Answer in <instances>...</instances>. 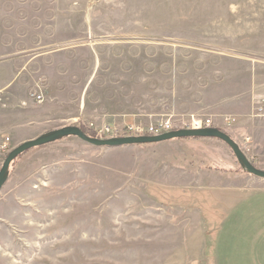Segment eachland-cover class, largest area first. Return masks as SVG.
Returning a JSON list of instances; mask_svg holds the SVG:
<instances>
[{
  "label": "rangeland",
  "instance_id": "1",
  "mask_svg": "<svg viewBox=\"0 0 264 264\" xmlns=\"http://www.w3.org/2000/svg\"><path fill=\"white\" fill-rule=\"evenodd\" d=\"M262 97L264 0H0V168L22 142L65 126L164 133L199 120L254 165L245 135L220 123L255 114ZM68 138L10 165L0 264H264L252 217L238 230L235 202L214 199L212 170L241 172L220 141L171 140L186 154L176 161L161 143Z\"/></svg>",
  "mask_w": 264,
  "mask_h": 264
},
{
  "label": "crops",
  "instance_id": "2",
  "mask_svg": "<svg viewBox=\"0 0 264 264\" xmlns=\"http://www.w3.org/2000/svg\"><path fill=\"white\" fill-rule=\"evenodd\" d=\"M253 100L255 102L254 98ZM261 100L262 101L259 103L253 102V107H255L254 110L256 112L255 114L235 115L231 118H227V120L222 121L220 124L221 126H229L226 121L231 122L233 131H235L238 135L240 133L245 135L247 141L246 144L248 146L247 151L250 154L251 160L256 167L264 169V97H262ZM258 108H261L262 111L259 112ZM213 126L215 125L213 124ZM164 143L165 145L161 143L159 146L168 149H175L174 151H177L169 157L171 160L178 161L180 157H186L185 151L181 150L182 144L178 141ZM51 144H55L54 146L56 147L54 148H62L64 146L75 144V142L70 138H65ZM176 148H180V151ZM228 168L229 169H223V167H221L218 168V170H212L214 174H216L215 177L220 184L218 188H216L214 199L215 201L220 202L221 206L223 201L227 198H229L231 202H235L232 216L234 217L238 215L240 217L237 225L238 230L243 217H252L253 224L249 226L248 231L252 229H256V231L255 238L252 239L251 246L264 251V180L249 176L242 171L240 172L233 165ZM170 169H172L174 176L180 177L181 175L184 177L183 181L187 180H185V177H189L190 173L188 169H181L177 166H172ZM173 169H176L177 171ZM228 180H232L231 186H223V183H227ZM233 182L236 184H233ZM186 187L187 186H183V188ZM196 192H198V197L201 199L203 189L198 187ZM188 194L183 195L182 199H187Z\"/></svg>",
  "mask_w": 264,
  "mask_h": 264
},
{
  "label": "water",
  "instance_id": "3",
  "mask_svg": "<svg viewBox=\"0 0 264 264\" xmlns=\"http://www.w3.org/2000/svg\"><path fill=\"white\" fill-rule=\"evenodd\" d=\"M68 137L77 138L80 141L95 147L105 148L158 144L179 139H214L223 143L230 150L236 163L243 173L254 178L264 180V169L256 168L244 155L238 144L229 135L217 129L216 127L171 130L153 136L113 137L108 139H100L87 136L77 126H65L42 134L34 139L22 142L20 145L13 148L9 153H7L0 168V190L8 179L10 165L19 156L34 148L45 146Z\"/></svg>",
  "mask_w": 264,
  "mask_h": 264
},
{
  "label": "built area",
  "instance_id": "4",
  "mask_svg": "<svg viewBox=\"0 0 264 264\" xmlns=\"http://www.w3.org/2000/svg\"><path fill=\"white\" fill-rule=\"evenodd\" d=\"M32 99L37 103L42 101L41 95H32ZM258 111L261 112L262 109L258 108ZM228 123V121H226ZM214 127L211 120H202V121H193L192 129H201V128H209ZM164 128V129H163ZM165 127L162 129H157L154 127L143 128L141 126L135 125H125L122 128H115L111 125H104L102 127H97L93 129V132L98 138H113V137H140V136H148V135H157L160 134L161 131H164ZM7 147L6 143H3L0 149H5Z\"/></svg>",
  "mask_w": 264,
  "mask_h": 264
},
{
  "label": "trees",
  "instance_id": "5",
  "mask_svg": "<svg viewBox=\"0 0 264 264\" xmlns=\"http://www.w3.org/2000/svg\"><path fill=\"white\" fill-rule=\"evenodd\" d=\"M87 136H90V137H97L96 135H95V133L92 131V130H90V129H87L85 126H80L79 127Z\"/></svg>",
  "mask_w": 264,
  "mask_h": 264
}]
</instances>
